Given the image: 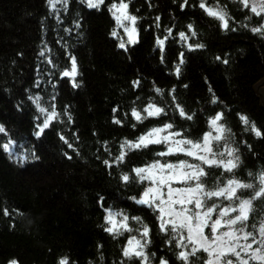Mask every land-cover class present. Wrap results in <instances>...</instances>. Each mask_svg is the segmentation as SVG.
Returning <instances> with one entry per match:
<instances>
[{"label":"trees","instance_id":"trees-1","mask_svg":"<svg viewBox=\"0 0 264 264\" xmlns=\"http://www.w3.org/2000/svg\"><path fill=\"white\" fill-rule=\"evenodd\" d=\"M111 2L106 0V5ZM181 2L130 0L128 11L141 19L137 25L138 43L125 51L118 48V39L110 35L115 22L106 5L99 10L89 9L79 0H69L67 11L61 8L58 13L62 21L58 23L57 13L50 14L47 0H0V124L18 145L39 156L21 166L18 158L9 159L0 150V264L13 259L19 264H57L65 255L77 264H88L90 260L100 264L98 244L103 245V264H114L120 259L125 238L114 240L99 227L104 213L97 204L98 196L105 198V207L124 209L130 216H142L152 224L151 212L128 199L137 194L140 186H126L119 180L122 171L150 159L151 151L131 153L126 165L107 169L103 160L110 157L102 145L107 141L116 155L122 140H134L167 118L149 119L132 128L135 121L129 117L120 126L112 123L114 107L119 108L116 115L122 119L131 107H142L149 100L168 102L170 108L168 92L175 88L177 102L196 114L194 121H186L169 111L177 128L188 129L192 137H197L207 130L206 117L223 110L225 122L236 134L241 177L247 171L264 167V137L245 132L237 117V113L246 115L264 132V108L252 88L262 77L264 39L242 27L256 25L259 20L253 17L248 21L245 16L249 13L240 11L232 0H219L222 6L227 5L234 18L231 26L237 29L225 31L219 21L208 17L198 6L181 10ZM198 3L199 0H189L190 5ZM157 16L160 28L155 27ZM74 21L79 22V28ZM190 23L197 35L191 37L188 33L187 43L203 44V48L189 51L179 39L178 33H187ZM167 28H172L173 35L165 42L162 62L155 41L157 36L167 35ZM116 30L123 34L122 29ZM64 44L77 58L78 88H72L67 78L59 77L60 69L67 63ZM45 45L51 49L46 56L60 68H53L39 56ZM181 52L184 63L177 76L175 67ZM37 80L39 88L34 86ZM135 80L141 83L134 89ZM156 87L164 91L163 96L154 91ZM37 94L43 97L44 106L55 94L57 111L63 113L67 106L73 123H54L36 138L33 132L38 121L34 117L39 113L28 96ZM213 94L218 97L217 104L210 103ZM137 96L140 100H136ZM58 132L74 144L79 155L59 139ZM159 148L152 146L153 151ZM65 152L72 159H67ZM255 206L259 209L260 202ZM4 207L12 213L10 216L3 215ZM163 239L153 226L149 251L156 252L157 257L165 255L170 264H177Z\"/></svg>","mask_w":264,"mask_h":264},{"label":"snow or ice","instance_id":"snow-or-ice-1","mask_svg":"<svg viewBox=\"0 0 264 264\" xmlns=\"http://www.w3.org/2000/svg\"><path fill=\"white\" fill-rule=\"evenodd\" d=\"M89 9L99 10L106 5V0H79ZM129 3L126 0H112L107 6L112 16L115 27L110 35L118 39V48L125 51L128 46L138 43V21L141 19L128 11ZM240 11L249 13L245 19L251 21L253 17L259 20L256 25L243 24L242 27L253 35L264 39V0H232ZM50 14L57 13V22L62 23L58 15L61 8L67 11L69 0H47ZM59 6V7H58ZM187 6H198L208 16L219 21V27L225 31H237L231 26L234 18L229 14L227 5H221L219 0L209 4L208 0H199L198 5H190L189 0H182L179 4L181 10ZM77 28L78 21H74ZM155 27L160 28V17H155ZM122 29L123 34L116 29ZM188 32L178 33L179 39L185 42L189 51L203 48V44H188L191 37L197 35L194 26L187 25ZM66 32L71 29L65 28ZM166 36L156 37V46L161 52L165 51V42L173 35L172 28L165 29ZM126 37V38H125ZM67 56L66 65L60 69V79H68L72 88L80 86L77 81L79 65L77 58L70 51L68 45H63ZM51 49L44 46L39 52L48 65L60 68L54 60L46 56ZM184 53L181 52L179 62L175 67L177 76L180 74V65L184 63ZM217 60L221 57L217 56ZM228 64L227 59H223ZM140 80L132 82V87L139 88ZM35 87H40L37 80ZM55 88V84L52 85ZM187 87V85H185ZM154 91L164 95L161 88ZM175 88L168 92L171 97L169 108L165 104L154 103L149 100L142 107L133 106L130 112L119 118V108L112 109V123L123 126L124 120L129 117L137 125H143L149 119L159 120L167 118L158 126L147 128L134 140H122L113 155V150L108 142H103L104 151L110 159H104L103 164L107 169L119 168L127 163V157L131 153L151 151V158L139 166H132L127 171H122L119 180L126 186L138 185L136 195L128 197L135 205L148 209L152 214V224L138 215H129L124 209L105 207V198L98 196L97 204L103 210V223L99 227L112 239L125 238L120 247V259L114 264H170L165 255L157 257L156 252H150L153 244V226L164 239L163 243L175 257L177 264H264V167L256 171H247L243 178L238 172L242 161L240 149L236 144L235 133L225 122L223 110L215 111L204 120L207 130L197 137H192L188 129H179L175 121L169 117L172 111L181 120L194 121L195 113H190L177 102ZM209 88V92H211ZM28 100L35 106L38 116L34 117L35 131L33 135L40 138L50 129L54 123L72 124L73 118L65 107L63 113L57 111L56 96L50 97L48 106L42 103L43 97L39 94L29 95ZM136 100H140L137 96ZM218 97L214 94L210 103L217 104ZM66 117V121L62 119ZM238 120L244 126L245 132H250L257 138L264 137L254 122H250L244 114L237 113ZM59 139L69 149L79 155V150L61 132L57 133ZM76 136V133H72ZM0 150L7 154L9 159L18 158L21 166L26 161L38 160L39 156L34 151L29 152L23 145L9 135L8 129L0 124ZM78 139V137H77ZM246 144V141H242ZM152 146H160L159 150H152ZM250 147V146H249ZM22 149V150H21ZM27 153V154H26ZM67 159H72L68 153H64ZM99 159V157H97ZM171 158V159H170ZM260 202V208L255 205ZM15 211H19L14 209ZM7 207L3 208V215L10 216ZM127 234V235H126ZM103 245H97L98 260L103 264L105 259L102 251ZM202 254V255H201ZM194 258V260H193ZM8 264H19L15 259ZM57 264H77L68 255L58 259ZM88 264H94L89 261Z\"/></svg>","mask_w":264,"mask_h":264},{"label":"water","instance_id":"water-1","mask_svg":"<svg viewBox=\"0 0 264 264\" xmlns=\"http://www.w3.org/2000/svg\"><path fill=\"white\" fill-rule=\"evenodd\" d=\"M261 62V61H260ZM264 67L262 66V77L258 80L257 83L253 84L252 88L256 91L257 96L259 98V105L264 108Z\"/></svg>","mask_w":264,"mask_h":264}]
</instances>
